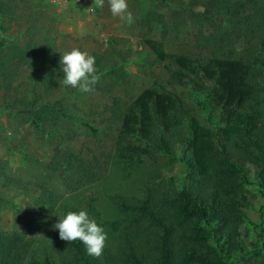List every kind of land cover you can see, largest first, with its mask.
<instances>
[{"label":"rangeland","instance_id":"1","mask_svg":"<svg viewBox=\"0 0 264 264\" xmlns=\"http://www.w3.org/2000/svg\"><path fill=\"white\" fill-rule=\"evenodd\" d=\"M127 3L134 18L131 24L111 14L108 0H10L16 18L4 24L9 29L6 35L26 56L33 46H45L61 69V56L79 48L96 58L99 75L89 93L61 82L58 92L45 99L63 101L67 116L50 121L41 130L7 103L16 97L30 100L34 93H41L50 66L36 62L20 67L16 90L7 99L4 92L0 94V230L25 238L36 253L52 252L53 226L59 220L42 206L47 193L42 187L58 196L55 210L63 205L85 209L94 196L103 214L114 219L120 217L119 207L126 201L145 198L150 191L173 196L187 184L181 143H176L172 156L138 151L150 147L141 137L120 140V116L144 90L177 94L191 114L214 132L219 148L224 144L225 115L211 106L207 91L195 87L201 76L193 73L183 84L174 83L172 74L178 66L160 62L144 41L162 42L167 53L189 57L196 68L219 49L235 58L248 56L258 40L251 31L258 28L252 18V0ZM151 13L163 20L147 24ZM59 76L61 81L63 73ZM253 82L251 106L259 117L264 141V64L254 65ZM189 128L186 120L178 131L189 136ZM120 143L127 158L120 157ZM254 149L253 161L233 159L247 169L248 182L241 191L248 205L241 228L245 249L231 264H264V155Z\"/></svg>","mask_w":264,"mask_h":264},{"label":"trees","instance_id":"2","mask_svg":"<svg viewBox=\"0 0 264 264\" xmlns=\"http://www.w3.org/2000/svg\"><path fill=\"white\" fill-rule=\"evenodd\" d=\"M252 3V18L258 28L251 31L258 40L248 56L235 58L219 49L207 63L196 68L189 57L167 53L162 42L144 41L160 62L170 61L178 66L172 74L174 83L183 84L193 73L201 76L195 87L207 91L211 106L225 115L221 148L214 132L203 126L173 92L148 88L120 116L121 141L141 137L150 145L137 149L140 152L158 151L174 156L176 143L184 146L187 184L173 196L150 191L145 198L126 201L119 207L120 217L114 219L103 214L94 196L88 199L85 209L63 205L55 210L58 196L42 187L47 192L42 206L48 207L54 217L87 210L104 228L107 239L102 254H88L79 240L60 239L58 230L53 232L52 252L45 249L36 253L25 238L0 230V264H231L244 251L241 228L248 202L241 189L248 176L244 165L233 159L253 161L257 155L254 148L264 155L263 128L251 106L255 97L254 65L264 64V0ZM15 16L10 0H0V94L4 92L7 99L16 90L20 67H32L36 62L50 66L41 93H34L30 100L16 97L7 103L11 110L19 109L25 114L32 127L41 130L50 121L67 116L63 101L45 99L60 89L61 71L45 46H33L26 56L23 48L6 35L9 29L4 24L12 23ZM159 18L163 20L151 13L147 24ZM186 120L190 122L189 136L178 131ZM226 143L231 147H226ZM123 149L120 143V157L126 155ZM261 181L264 188V172Z\"/></svg>","mask_w":264,"mask_h":264},{"label":"clouds","instance_id":"3","mask_svg":"<svg viewBox=\"0 0 264 264\" xmlns=\"http://www.w3.org/2000/svg\"><path fill=\"white\" fill-rule=\"evenodd\" d=\"M111 14L131 24L133 14L128 10L127 0H108ZM65 87L77 88L83 93L93 90L99 79L96 58L79 48L66 51L60 60ZM59 237L65 241L79 240L90 255L100 256L105 247L107 233L87 210L69 211L62 215L53 226Z\"/></svg>","mask_w":264,"mask_h":264}]
</instances>
